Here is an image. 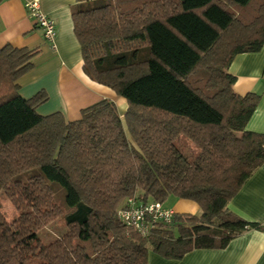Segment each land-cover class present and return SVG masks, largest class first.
<instances>
[{
  "label": "trees",
  "instance_id": "obj_1",
  "mask_svg": "<svg viewBox=\"0 0 264 264\" xmlns=\"http://www.w3.org/2000/svg\"><path fill=\"white\" fill-rule=\"evenodd\" d=\"M76 2L82 71L127 109L120 118L102 99L74 121L42 116L44 91L18 93L39 49L0 47V190L17 214L0 213V264H147L149 253L180 260L264 232L227 207L264 164V134L246 129L260 94H236L228 73L236 55L264 46V0ZM131 197L199 212H174L142 235L117 217ZM55 221L63 230L44 242L38 233Z\"/></svg>",
  "mask_w": 264,
  "mask_h": 264
},
{
  "label": "crops",
  "instance_id": "obj_2",
  "mask_svg": "<svg viewBox=\"0 0 264 264\" xmlns=\"http://www.w3.org/2000/svg\"><path fill=\"white\" fill-rule=\"evenodd\" d=\"M25 1L0 2V47L8 44L15 48L39 49L32 68L18 79L19 95L26 99L44 91L48 100L37 108L42 116L59 112L64 120L74 121L80 118L83 108L106 99L115 104L121 117L126 111V102L118 99L109 88L91 81L82 71L71 18L80 4L76 0H39L41 11L55 24V49H52L27 16L23 7ZM228 73L236 79L233 85L236 94H260L246 129L264 134V46L255 53L236 55ZM165 205L175 213L199 212L198 206L187 200L170 197ZM227 207L246 221L264 224V164L244 183ZM147 264H264V232L247 231L223 249L193 250L180 260H164L149 253Z\"/></svg>",
  "mask_w": 264,
  "mask_h": 264
},
{
  "label": "built area",
  "instance_id": "obj_3",
  "mask_svg": "<svg viewBox=\"0 0 264 264\" xmlns=\"http://www.w3.org/2000/svg\"><path fill=\"white\" fill-rule=\"evenodd\" d=\"M24 10L34 25L41 30L46 42L55 49V24L51 18L40 9L39 0H27L23 4ZM171 208L164 207L157 202L142 203L135 198H128L125 206L117 211L118 219L134 231L145 235L149 225L156 222L169 224L174 216Z\"/></svg>",
  "mask_w": 264,
  "mask_h": 264
},
{
  "label": "rangeland",
  "instance_id": "obj_4",
  "mask_svg": "<svg viewBox=\"0 0 264 264\" xmlns=\"http://www.w3.org/2000/svg\"><path fill=\"white\" fill-rule=\"evenodd\" d=\"M103 4V3H102ZM94 7L100 6L98 2H95L93 4ZM90 8V7H89ZM92 81V80H91ZM94 82V81H93ZM107 88V87H106ZM47 95V94H46ZM115 96L120 99L119 96L115 94ZM100 101V100H99ZM98 102V101H97ZM46 104V103H45ZM94 104V103H93ZM44 105V104H42ZM40 105V106H42ZM92 105V104H91ZM115 105V104H114ZM39 106V107H40ZM90 106V105H89ZM117 109V108H116ZM127 109V107H126ZM52 114V113H51ZM124 115V114H123ZM123 115L120 117L122 118ZM39 173L38 169H31L29 171L23 172L20 175H18L16 178H18L21 181L26 180L28 177L32 176L33 174ZM54 190V196L57 201L63 203L64 200V190L56 183H50ZM0 213L4 216L6 221H11L13 218L16 217V210L14 209L13 205L11 204L10 200L5 196L4 191L0 190ZM63 229L60 226L59 222L55 221L51 223L49 226H47L45 229L41 230L38 235L39 237L46 242L49 239V236H55V234L61 232Z\"/></svg>",
  "mask_w": 264,
  "mask_h": 264
}]
</instances>
